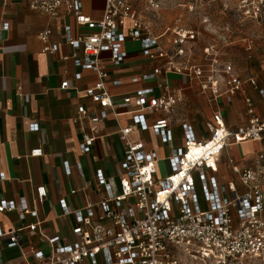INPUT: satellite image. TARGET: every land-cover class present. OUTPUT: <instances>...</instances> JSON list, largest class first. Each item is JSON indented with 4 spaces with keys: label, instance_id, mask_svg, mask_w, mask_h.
<instances>
[{
    "label": "built area",
    "instance_id": "obj_1",
    "mask_svg": "<svg viewBox=\"0 0 264 264\" xmlns=\"http://www.w3.org/2000/svg\"><path fill=\"white\" fill-rule=\"evenodd\" d=\"M26 1L31 9L50 18L58 17L64 8L79 27L87 29L86 33H74L70 25L63 27L66 43L76 51L72 57L74 65L97 75L96 83L84 90V96L99 104L100 110L92 114L80 105L73 119L83 128L78 148L82 154L90 153L101 137L100 124L111 115L118 124L124 156L117 184L103 170H96V186L101 195L98 203L72 210L65 198L58 201L62 216L74 217L67 238L43 233L39 210L26 197L1 201L0 214L15 212L20 221L33 219L30 224L8 230L0 224V238H7V247L23 249L22 234L29 231L39 234L49 247V254L33 250L34 262L26 264H264V120L256 115L251 99L246 98L248 124L231 129L217 106L220 100L232 102L245 84L264 98V89L259 88L256 79L242 78L215 43H206L201 49V61L195 62L196 43L202 33L185 26L183 19L177 17L172 27L157 35L141 19L134 0H105L104 13L98 19L84 12L83 0ZM138 1L154 19L160 20L159 14L172 0ZM220 1L221 22L201 10V25L217 38L224 39L221 29L230 31L235 23L264 24V0ZM3 2L0 0V10ZM204 5L202 2L201 7ZM1 29L8 31L9 23L4 22ZM52 34L51 28L38 34L44 53L59 50L51 40ZM164 37L168 44L163 42ZM128 39L140 44L146 58L162 62L132 81H157L161 92L142 88L116 101L106 87L109 73L102 55L109 54L107 60L113 66L122 65L127 58L124 43ZM169 73L196 82L199 94L216 107L209 138H197L193 125L184 119L183 144L175 143L171 115L181 95L164 78L159 79ZM81 77L78 72L74 78ZM121 84L120 80L113 81L115 86ZM69 87L67 80L60 86L62 90ZM121 115H129L130 123L122 125ZM85 122L87 129L83 127ZM30 130L39 131V124L33 123ZM147 131L169 146L165 157L146 148L142 134ZM134 134H138V139H133ZM244 142L260 143L256 165L239 167L229 156L227 162L237 180L221 182L218 173L223 155L231 146ZM41 155V148L31 152V156ZM160 162L168 165L165 176L159 175ZM63 170L67 176L74 170L84 176L81 162L71 165L64 161ZM0 179L5 180V174L1 173ZM46 197V187H36V201L44 202Z\"/></svg>",
    "mask_w": 264,
    "mask_h": 264
},
{
    "label": "crops",
    "instance_id": "obj_2",
    "mask_svg": "<svg viewBox=\"0 0 264 264\" xmlns=\"http://www.w3.org/2000/svg\"><path fill=\"white\" fill-rule=\"evenodd\" d=\"M178 1L172 0L166 6L165 12L173 22H166L158 26L157 20L149 17L144 11L142 1L134 0L143 21L154 28L155 34L161 35L173 26L177 17H183L185 9L178 16L175 6ZM212 4V17L222 21V2L210 0ZM209 1V2H210ZM84 12L93 18H101L105 9V0H83ZM189 10L191 5L182 4ZM210 7V5H209ZM208 7V8H209ZM142 9V10H141ZM142 11V12H141ZM180 11V10H179ZM145 12V13H144ZM175 16H169L170 14ZM9 23V30L2 31V24ZM183 24L195 29L189 22ZM64 25H70L74 33L87 32L85 27H79L73 16L66 14L64 8L56 18L35 11L28 6L26 0H4L0 10V174L6 176L0 179V202L18 200L26 197L31 205H36L42 223L40 230L46 235L67 238L74 226L73 215L62 216L58 201L65 198L70 209H78L87 204H96L101 195L96 186L95 172L104 171L108 178H113L117 184L120 163L124 156V143L118 135L117 121L110 115L100 124L101 137L98 138L90 153L82 154L78 144L82 139L83 128L73 122L77 109L84 105L92 114L100 110V105L84 96V90L97 81V75L92 71H82L74 65L73 55L76 51L70 47L64 38ZM158 26V27H157ZM51 28V40L57 43V53L42 52V43L39 32ZM159 28V29H158ZM199 29V27H198ZM196 29V30H198ZM201 29L204 27L201 25ZM200 31V30H199ZM224 39L212 37L211 42L217 46L231 47V55L223 53L222 57L234 64L235 69L242 78L254 77L260 89H264V24L256 25L245 23L234 24L230 30L221 29ZM163 42L168 44L165 37ZM199 40L197 41V43ZM196 43V44H197ZM127 52L125 62L120 66H113L107 59L109 54H103L109 78L106 87L116 101L124 95L132 94L142 88H153L160 93L157 81L139 80L133 78L150 73L161 61H151L146 58L137 41L128 39L124 43ZM200 52V51H199ZM67 57V59H63ZM195 62L201 61L200 55H195ZM80 72L82 77L76 80L75 74ZM174 92L181 95V101L171 115L172 130L175 143L182 145L184 141L181 122L187 119L192 125L195 135L199 139H207L211 135L210 125L213 123V111L216 108L210 105L199 94L196 82L176 73L162 75ZM69 81L70 87L66 90L60 88L63 81ZM114 80H120L121 85H113ZM246 98H250L257 116L264 120V98L249 84L244 90L234 96L232 102L219 101L218 107L222 111L226 125L231 129L246 126L249 121ZM186 102L196 107L190 116L175 118L180 108ZM199 103L200 108H199ZM122 110V109H121ZM151 120V119H149ZM33 123L39 124V131H31ZM120 123H130L129 115H121ZM85 129L89 127L85 122ZM147 149H155L161 157L169 152V146L163 144L159 138L147 131L142 134ZM138 139V134L133 135ZM41 148V156H31V152ZM260 150L259 142H244L231 146L222 157L218 177L221 182L236 181V175L231 171L227 162L228 157L235 159L239 167H254ZM69 161L71 165L81 162L84 167V176H79L74 170L67 176L63 170V162ZM166 162H160L159 167ZM45 186L47 197L44 202L35 198V189ZM76 189L77 193H71ZM33 221L27 217L20 221L17 213L0 214V224L4 230L15 228L21 224L27 225ZM22 238L23 249L7 247V238H0V264H26L33 263L31 251L41 250L49 254V247L44 244L37 232L24 231ZM102 264V263H100Z\"/></svg>",
    "mask_w": 264,
    "mask_h": 264
},
{
    "label": "rangeland",
    "instance_id": "obj_3",
    "mask_svg": "<svg viewBox=\"0 0 264 264\" xmlns=\"http://www.w3.org/2000/svg\"><path fill=\"white\" fill-rule=\"evenodd\" d=\"M209 1L210 0H206L204 7H201V3L203 2V0H181V1H178L177 4H176V6H175L176 8H175L174 11L175 12H178L177 13L178 16L180 14H182V13H180L182 11L181 9H185L184 10L185 11V14H183V17H181V18L184 19L185 22H189L191 24V26L195 27V29H198V27H199V29L197 31L200 30L199 32L202 33V35L200 34V36H199V42L196 44L195 55H200L201 49L204 47V45L206 43H208V42H211V40H209V38L212 39V37L215 36L214 34H210L206 30L201 29V10L204 9L207 13H209L212 16L211 13H212V10H213V8H212L213 7L212 6L213 3L210 1V4H209L210 7L209 8L206 5ZM182 4H187V5L193 6L194 7V10L192 12H189L188 10H186L185 7H181ZM143 5L144 4H142V6ZM144 11H145V9H144ZM162 12H165V10L162 11ZM146 13H147V15L149 17H152L153 18V14L148 13V12H146ZM173 15L175 16V13L174 14L172 13L169 16L171 17ZM160 17H161L160 20L159 19L158 20L157 19H154V20H157L158 26H162L164 23L173 22L174 21L173 20L174 18H169L164 13L163 14L160 13L159 14V18ZM166 20H167V22H166ZM218 40H221V39L218 38ZM222 45H223L222 43H219L218 46L216 44L217 48L220 49L223 53L225 52V54H227L228 56L231 55L232 54L231 47L225 46V45L222 46ZM200 105L201 104L199 103V108H200ZM194 108H196V107L193 104H192V106H190V103L189 102H186L185 105L182 108H180V110L178 111V113L175 115V118H179L180 119V118L185 117V116L186 117L187 116H190L192 114V111H193ZM167 173H168V169L165 168V164L163 163V165H161V167H160L159 175L160 176H165V175H167Z\"/></svg>",
    "mask_w": 264,
    "mask_h": 264
},
{
    "label": "flooded vegetation",
    "instance_id": "obj_4",
    "mask_svg": "<svg viewBox=\"0 0 264 264\" xmlns=\"http://www.w3.org/2000/svg\"><path fill=\"white\" fill-rule=\"evenodd\" d=\"M205 2H206V0L205 1L203 0V3H205Z\"/></svg>",
    "mask_w": 264,
    "mask_h": 264
}]
</instances>
